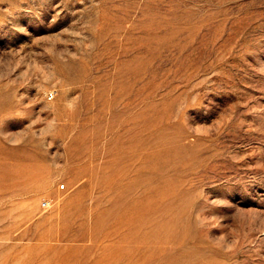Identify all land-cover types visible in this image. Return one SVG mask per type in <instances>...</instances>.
<instances>
[{"label": "rangeland", "instance_id": "374dc122", "mask_svg": "<svg viewBox=\"0 0 264 264\" xmlns=\"http://www.w3.org/2000/svg\"><path fill=\"white\" fill-rule=\"evenodd\" d=\"M0 264H264V0H0Z\"/></svg>", "mask_w": 264, "mask_h": 264}, {"label": "built area", "instance_id": "2783aa9c", "mask_svg": "<svg viewBox=\"0 0 264 264\" xmlns=\"http://www.w3.org/2000/svg\"><path fill=\"white\" fill-rule=\"evenodd\" d=\"M52 97H53V94H52Z\"/></svg>", "mask_w": 264, "mask_h": 264}, {"label": "bare ground", "instance_id": "6f19581e", "mask_svg": "<svg viewBox=\"0 0 264 264\" xmlns=\"http://www.w3.org/2000/svg\"><path fill=\"white\" fill-rule=\"evenodd\" d=\"M135 209V208H134Z\"/></svg>", "mask_w": 264, "mask_h": 264}]
</instances>
